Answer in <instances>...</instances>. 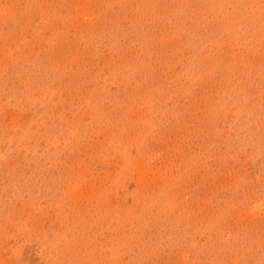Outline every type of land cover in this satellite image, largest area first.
I'll return each mask as SVG.
<instances>
[{"label": "rangeland", "instance_id": "1", "mask_svg": "<svg viewBox=\"0 0 264 264\" xmlns=\"http://www.w3.org/2000/svg\"><path fill=\"white\" fill-rule=\"evenodd\" d=\"M0 264H264V0H0Z\"/></svg>", "mask_w": 264, "mask_h": 264}]
</instances>
